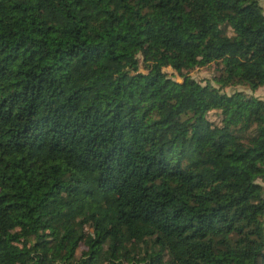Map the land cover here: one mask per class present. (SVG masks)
<instances>
[{
	"label": "trees",
	"instance_id": "trees-1",
	"mask_svg": "<svg viewBox=\"0 0 264 264\" xmlns=\"http://www.w3.org/2000/svg\"><path fill=\"white\" fill-rule=\"evenodd\" d=\"M261 87L258 0H0V264H264Z\"/></svg>",
	"mask_w": 264,
	"mask_h": 264
},
{
	"label": "rangeland",
	"instance_id": "rangeland-1",
	"mask_svg": "<svg viewBox=\"0 0 264 264\" xmlns=\"http://www.w3.org/2000/svg\"><path fill=\"white\" fill-rule=\"evenodd\" d=\"M258 4L262 10V14L264 16V0H258ZM127 62H128V66L123 69L122 72H129V73H133V70L131 68V65L135 64L134 63V59L130 56H125L124 57ZM137 65V64H136ZM214 65L211 64L208 67H203V68H195L192 69L190 71H188L186 74L184 73L183 75H179L177 73H175L174 71H172L169 68H160V67H156L154 66L153 68H151L149 71L143 70L142 68H138L136 70L137 73H141V74H148V73H152V74H160L163 77L170 79L174 82H180L182 80V76L184 77H190L195 81L201 82L203 83H209L210 85L216 87L215 82L213 81V78L216 76V72L214 70ZM121 73V72H120ZM233 91H242V89L233 87V88H225L222 89V92H224L225 94H231ZM244 93L246 94H251L253 97L260 99V100H264V87L258 88L257 90H255L254 92H250V91H244ZM210 120H216V116L215 115H211L209 117ZM258 183L262 186V192H263V197H264V182H260L258 180ZM85 231H87V233L89 232L88 229H85ZM85 251V247L80 243L78 244V247L75 251V256L76 258H80L81 253Z\"/></svg>",
	"mask_w": 264,
	"mask_h": 264
}]
</instances>
